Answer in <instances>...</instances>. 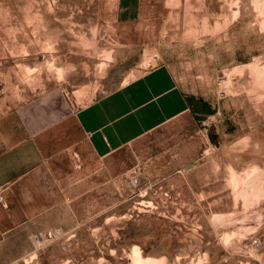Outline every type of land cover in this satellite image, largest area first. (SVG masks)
<instances>
[{
    "label": "rangeland",
    "instance_id": "obj_1",
    "mask_svg": "<svg viewBox=\"0 0 264 264\" xmlns=\"http://www.w3.org/2000/svg\"><path fill=\"white\" fill-rule=\"evenodd\" d=\"M155 67L189 112L95 158L78 111ZM45 130L23 264H264V0H0V151Z\"/></svg>",
    "mask_w": 264,
    "mask_h": 264
},
{
    "label": "crops",
    "instance_id": "obj_2",
    "mask_svg": "<svg viewBox=\"0 0 264 264\" xmlns=\"http://www.w3.org/2000/svg\"><path fill=\"white\" fill-rule=\"evenodd\" d=\"M189 109L187 96L175 75L164 67H155L82 106L76 123L95 158L102 159L187 114ZM51 134L52 130L38 132L0 151V264H23V257L36 246L34 237L42 234L28 228L24 207L30 200L24 192L25 183L19 180L46 167L50 146L54 147ZM201 143L193 141L191 148L200 150L204 147ZM34 184L35 201L43 205L47 184L42 180ZM39 215L42 218L41 212Z\"/></svg>",
    "mask_w": 264,
    "mask_h": 264
},
{
    "label": "built area",
    "instance_id": "obj_3",
    "mask_svg": "<svg viewBox=\"0 0 264 264\" xmlns=\"http://www.w3.org/2000/svg\"><path fill=\"white\" fill-rule=\"evenodd\" d=\"M134 181L135 182H137V179L136 178H134ZM59 234V231H57V230H50V231H48V233H47V239L49 238V239H56L57 238V235ZM42 237V236H41ZM252 244L254 245V246H256V247H260L261 245H262V240H261V238H259V237H254L253 239H252Z\"/></svg>",
    "mask_w": 264,
    "mask_h": 264
}]
</instances>
